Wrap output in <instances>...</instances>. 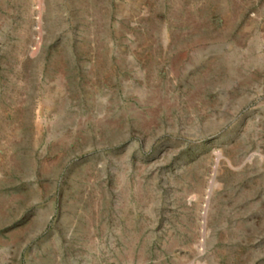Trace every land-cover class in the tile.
Wrapping results in <instances>:
<instances>
[{
    "label": "rangeland",
    "instance_id": "374dc122",
    "mask_svg": "<svg viewBox=\"0 0 264 264\" xmlns=\"http://www.w3.org/2000/svg\"><path fill=\"white\" fill-rule=\"evenodd\" d=\"M0 264H264V0H0Z\"/></svg>",
    "mask_w": 264,
    "mask_h": 264
}]
</instances>
